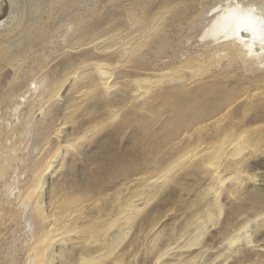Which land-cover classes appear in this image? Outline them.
<instances>
[{"label":"bare ground","instance_id":"bare-ground-1","mask_svg":"<svg viewBox=\"0 0 264 264\" xmlns=\"http://www.w3.org/2000/svg\"><path fill=\"white\" fill-rule=\"evenodd\" d=\"M4 17L0 264L264 254V0H1Z\"/></svg>","mask_w":264,"mask_h":264},{"label":"rangeland","instance_id":"rangeland-1","mask_svg":"<svg viewBox=\"0 0 264 264\" xmlns=\"http://www.w3.org/2000/svg\"><path fill=\"white\" fill-rule=\"evenodd\" d=\"M1 1V0H0ZM4 19H6L5 17L4 18H2L0 21H3ZM85 110H86V107H85ZM82 130V131H81ZM84 130V131H83ZM67 131V134H69V136H66V138H67V141H69V143H72V142H74L75 141V139L76 138H78V137H81V135L85 132V127H83L82 129H80L79 131H77V133H76V131H75V133L72 131V130H70V129H68V130H66ZM71 132H72V134H71ZM81 132V133H80ZM71 134V135H70ZM78 135V136H77ZM100 135V136H99ZM98 135V137H102L103 135L102 134H99ZM28 152H30V150L28 151ZM32 153V151L30 152V154ZM82 171H83V169L81 168V167H79L76 171H75V176H79L80 178H81V176H82ZM31 176V172H29L28 173V177H30ZM71 181V179H70V177H68V178H65V179H62L61 181H59V184L60 185H62L63 186V188H64V186H65V184H66V182H70ZM178 213V214H177ZM181 214H183V215H181ZM176 216V219L173 221L172 220V218L173 217H175ZM177 216H179V218H177ZM171 218V219H170ZM170 218L169 219H167V221H166V223L167 224H165L166 226H167V231L168 230H171V229H173V228H175L177 225H179V224H183L184 225V228L186 227V225H187V222H188V219H189V213L186 211V210H180V211H176V212H172V215L170 216ZM185 218V219H184ZM180 220V221H179ZM186 222H185V221ZM177 221V222H176ZM173 222V223H172ZM170 225H169V224ZM177 225H176V224ZM185 223V224H184ZM176 225V226H175ZM10 236V233H7L6 234V236H5V238H4V241H3V243L5 244L6 242H8L7 240H9V236ZM215 242H212V241H210L211 243H209V246H211V244L213 245V251H218V247H219V243H217V242H219L220 240L219 239H217V240H214ZM258 244H260V245H262V246H264V237H260V238H258ZM217 246V247H216ZM215 247V248H214ZM215 249V250H214ZM250 257H247V258H245V259H240V258H238V259H236L235 260V262H230V264H254V262H255V264H264V254L263 255H261L260 254V256H256V255H249ZM250 258H251V260H250ZM259 258V259H258ZM262 258V259H261ZM213 259V258H212ZM257 259V260H256ZM223 260V259H222ZM221 259L218 261V262H220L221 263V261H222ZM246 260H247V262H246ZM263 260V261H262ZM241 261V262H240ZM243 261V262H242ZM259 261H261V262H259Z\"/></svg>","mask_w":264,"mask_h":264}]
</instances>
